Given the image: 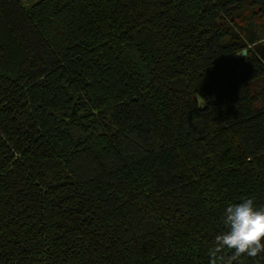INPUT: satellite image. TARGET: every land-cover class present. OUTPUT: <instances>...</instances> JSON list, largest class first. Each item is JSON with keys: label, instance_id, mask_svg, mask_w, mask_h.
<instances>
[{"label": "trees", "instance_id": "1", "mask_svg": "<svg viewBox=\"0 0 264 264\" xmlns=\"http://www.w3.org/2000/svg\"><path fill=\"white\" fill-rule=\"evenodd\" d=\"M242 197L264 0H0V264H209Z\"/></svg>", "mask_w": 264, "mask_h": 264}, {"label": "clouds", "instance_id": "2", "mask_svg": "<svg viewBox=\"0 0 264 264\" xmlns=\"http://www.w3.org/2000/svg\"><path fill=\"white\" fill-rule=\"evenodd\" d=\"M221 219L224 230L214 237L209 264H236L241 256L264 253V206L255 197L228 204Z\"/></svg>", "mask_w": 264, "mask_h": 264}, {"label": "water", "instance_id": "3", "mask_svg": "<svg viewBox=\"0 0 264 264\" xmlns=\"http://www.w3.org/2000/svg\"><path fill=\"white\" fill-rule=\"evenodd\" d=\"M246 55H247V51L246 50L238 53V57H245ZM194 98H195V101L197 102L198 107L200 109H205L206 108L207 104H206L205 100L198 93L195 94Z\"/></svg>", "mask_w": 264, "mask_h": 264}, {"label": "rangeland", "instance_id": "4", "mask_svg": "<svg viewBox=\"0 0 264 264\" xmlns=\"http://www.w3.org/2000/svg\"><path fill=\"white\" fill-rule=\"evenodd\" d=\"M23 1V3H25V4H32V3H35V2H37L38 0H22ZM255 32V31H254ZM256 35L258 36V33L256 32ZM251 47V46H250ZM251 49V48H250ZM244 50H246L247 51V54H249V49H243V51ZM241 52H242V50H241Z\"/></svg>", "mask_w": 264, "mask_h": 264}]
</instances>
